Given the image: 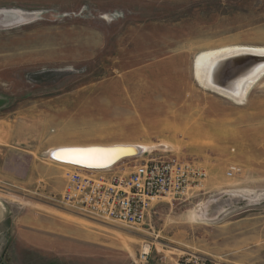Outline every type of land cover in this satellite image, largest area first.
<instances>
[{
    "label": "rangeland",
    "instance_id": "374dc122",
    "mask_svg": "<svg viewBox=\"0 0 264 264\" xmlns=\"http://www.w3.org/2000/svg\"><path fill=\"white\" fill-rule=\"evenodd\" d=\"M228 47L264 48V0H0V205L57 207L75 166L52 147L136 143L112 172L165 157L206 176L139 227L83 217L116 264H264V70L239 99L197 76ZM226 62L220 83L255 74Z\"/></svg>",
    "mask_w": 264,
    "mask_h": 264
},
{
    "label": "built area",
    "instance_id": "2783aa9c",
    "mask_svg": "<svg viewBox=\"0 0 264 264\" xmlns=\"http://www.w3.org/2000/svg\"><path fill=\"white\" fill-rule=\"evenodd\" d=\"M74 168L67 173L62 191L52 197L54 204L86 219L112 221L128 228L144 225L158 199H179L206 176L191 163L165 157L142 159L127 174ZM239 172L238 166L231 165L226 174L232 177ZM149 248L142 246V258Z\"/></svg>",
    "mask_w": 264,
    "mask_h": 264
},
{
    "label": "crops",
    "instance_id": "0c3cea01",
    "mask_svg": "<svg viewBox=\"0 0 264 264\" xmlns=\"http://www.w3.org/2000/svg\"><path fill=\"white\" fill-rule=\"evenodd\" d=\"M2 207L1 264H116L112 247H103L83 217L49 205Z\"/></svg>",
    "mask_w": 264,
    "mask_h": 264
},
{
    "label": "bare ground",
    "instance_id": "6f19581e",
    "mask_svg": "<svg viewBox=\"0 0 264 264\" xmlns=\"http://www.w3.org/2000/svg\"><path fill=\"white\" fill-rule=\"evenodd\" d=\"M226 62L227 68L235 71L243 64L248 65L251 71H254L252 77L234 76L225 82H218L215 78L214 69L223 62ZM264 70V48L253 47H228L216 51L204 53L201 56V69L198 70L197 76L201 84L212 91L227 96L233 99H239L248 88L251 81L258 77ZM192 114L187 116L177 114L174 115V127H178V121H186ZM181 122V123H182ZM196 123V122H193ZM197 126V123L195 124ZM199 127V126H197ZM210 132L219 130V126L215 123H210L207 127ZM205 131V129H204ZM207 131V130H206ZM92 146H104L110 149L98 150L87 149ZM138 151L142 153V146L136 143H114V144H87V145H61L49 149V157L53 154L57 160L66 162H77L85 165H97L109 163L124 154H131ZM55 161V160H54ZM121 161V160H120ZM63 165L73 166L70 163H62ZM115 162L113 165L118 163ZM112 165V166H113ZM110 166L107 169H110ZM105 169V170H107ZM2 206L0 205V219L2 217Z\"/></svg>",
    "mask_w": 264,
    "mask_h": 264
},
{
    "label": "water",
    "instance_id": "95a60500",
    "mask_svg": "<svg viewBox=\"0 0 264 264\" xmlns=\"http://www.w3.org/2000/svg\"><path fill=\"white\" fill-rule=\"evenodd\" d=\"M87 149H98V150H104V149H110L109 147H104V146H92V147H87ZM139 152L138 151H135L134 153H131V154H124L120 157H118L117 159L109 162V163H103V164H97V165H85V164H81V163H77V162H66V161H61V160H57L54 155L52 154L51 155V160L52 161H60L62 163H70L72 164L73 166L75 167H78V168H82V169H88V170H105L107 168H109L110 166H112L115 162L117 161H120L122 159H125V158H130V157H133V156H136L138 155Z\"/></svg>",
    "mask_w": 264,
    "mask_h": 264
}]
</instances>
